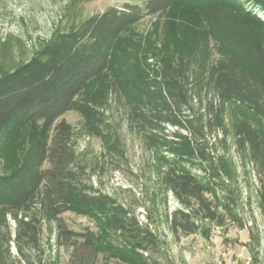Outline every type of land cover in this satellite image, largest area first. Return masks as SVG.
<instances>
[{
	"label": "trees",
	"instance_id": "obj_1",
	"mask_svg": "<svg viewBox=\"0 0 264 264\" xmlns=\"http://www.w3.org/2000/svg\"><path fill=\"white\" fill-rule=\"evenodd\" d=\"M174 11L201 16L196 23L202 36L232 52L204 68L198 51L178 46L158 66L136 67L135 77L122 80L135 91L129 124L164 164L162 183L180 203L169 214L176 237L241 219L236 154L244 165L249 152L264 171V0L126 3L56 31L29 60L0 74V264H16L12 242L26 264H36L31 256L41 254L45 228L59 248L70 250L67 264H174L154 256L158 235L133 209L87 178L77 164L73 126L58 121L75 110L96 128L102 112L82 96L111 66L116 42L147 16ZM236 109L251 117L231 127ZM10 142H17L11 159L3 149ZM110 150L123 155L118 139ZM69 211L97 219L102 234L70 229L61 217Z\"/></svg>",
	"mask_w": 264,
	"mask_h": 264
},
{
	"label": "rangeland",
	"instance_id": "obj_2",
	"mask_svg": "<svg viewBox=\"0 0 264 264\" xmlns=\"http://www.w3.org/2000/svg\"><path fill=\"white\" fill-rule=\"evenodd\" d=\"M145 1L0 0V74L29 60L56 31L77 27L91 15L112 6L144 5ZM194 13L174 11L147 16L118 39L112 51L111 66L82 96L96 101L102 112L103 120L95 122L96 128L92 129L84 116L75 110L66 112L58 121L66 120L73 126L77 164L87 178L103 192L133 209L139 219L158 235L160 245L155 257L174 264H264V216L257 192L264 171L251 154L247 153L244 165L237 154L234 158L240 178L238 190L242 193L237 208L241 219L227 220L223 226L210 224L204 232L176 237L169 229V214L179 208L180 203L162 183L164 164L129 124L135 91L125 86L122 80L135 77L136 67L158 66L164 53L172 52L178 46L187 52L198 51L204 68L232 52L226 43L202 36L197 23H202L203 18ZM250 117L236 109L230 117V126L241 118ZM116 139L123 155L110 150ZM16 143L10 142L3 148L9 159L13 157ZM49 166L48 162L44 164L45 168ZM61 217L70 229L102 234L99 221L93 217L70 211ZM9 221L14 236L16 224L11 218ZM40 249L41 254L31 256L36 264L40 263V255L43 256L41 264H53L56 260L67 264L70 259V250L66 246L59 248L54 235L46 228ZM11 253L14 262L20 264L22 257L14 242L11 243ZM21 261L26 264L24 259ZM102 262L100 256L99 263ZM105 264L126 263L111 259Z\"/></svg>",
	"mask_w": 264,
	"mask_h": 264
}]
</instances>
